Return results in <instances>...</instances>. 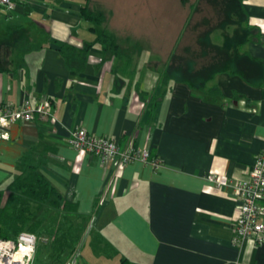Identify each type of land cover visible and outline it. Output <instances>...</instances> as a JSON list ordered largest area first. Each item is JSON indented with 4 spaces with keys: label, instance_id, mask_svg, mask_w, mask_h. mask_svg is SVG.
<instances>
[{
    "label": "crops",
    "instance_id": "obj_1",
    "mask_svg": "<svg viewBox=\"0 0 264 264\" xmlns=\"http://www.w3.org/2000/svg\"><path fill=\"white\" fill-rule=\"evenodd\" d=\"M11 1L12 10L0 7V40L23 30L34 48L20 63L15 51L0 61V105L48 100L57 120L7 129L8 139H0V189L26 159L74 215L99 233L110 227L145 256V264H264V245L233 242L237 202L231 189L264 148V0L237 2L248 34L238 48L239 72L216 74L205 92L168 82L155 105L138 93L158 97L159 72L171 66L185 22L174 45L150 57L146 41L118 36L107 16L92 30L81 13L86 1L94 7L90 0ZM102 31L124 55L95 44ZM210 41L222 46V31H212ZM62 47L73 53L61 55ZM214 87L217 96L210 95ZM75 129L113 139L121 150H146L150 161L102 164L80 155L68 144ZM209 173L229 185L214 187Z\"/></svg>",
    "mask_w": 264,
    "mask_h": 264
},
{
    "label": "trees",
    "instance_id": "obj_2",
    "mask_svg": "<svg viewBox=\"0 0 264 264\" xmlns=\"http://www.w3.org/2000/svg\"><path fill=\"white\" fill-rule=\"evenodd\" d=\"M214 1V7L220 5L217 18H221L223 12L225 21L219 27L214 26L210 32L202 33L199 45L191 50L187 47L185 55L171 56V66L160 71L158 86L160 92L158 97H146V94L139 92L143 102H152L155 105L163 96L168 82H184L192 90L205 92L207 84L220 72L237 73L240 71L241 63L237 61L238 48L248 36L247 31L242 29L241 16L238 14V0ZM217 3V4H216ZM216 4V5H215ZM81 13L85 20L92 25V30L100 28L106 21V15L101 10H94L86 1L81 6ZM233 31H227V27ZM222 31L223 44L216 47L211 44L210 35L214 30ZM9 40H0V61L16 53V62L20 63L26 52L34 47L29 44V36L23 30H18L8 37ZM95 44L100 45L104 52L110 55H124V50L117 44V41L105 32H101ZM73 53L71 48L62 47L61 55ZM176 60V64L174 63ZM0 66H3L0 62ZM1 68V67H0ZM210 95H219V90L214 87ZM19 174L14 177L4 188L0 189V238L16 239L21 232H30L38 238L46 235L50 240L49 244L37 245L35 264H67L66 260L76 249L75 240H79L81 234L87 231L80 217L74 215V208L66 201H62L48 181L37 171V168L30 165L26 159L19 162ZM36 209L32 210V207ZM48 212L46 217L41 215ZM39 214V215H38ZM60 217L59 225L53 226L48 222L50 216ZM77 219L80 223L73 225L71 220ZM57 220V219H55ZM77 221V222H78ZM88 226V225H87ZM119 264H130L127 259H122Z\"/></svg>",
    "mask_w": 264,
    "mask_h": 264
},
{
    "label": "rangeland",
    "instance_id": "obj_3",
    "mask_svg": "<svg viewBox=\"0 0 264 264\" xmlns=\"http://www.w3.org/2000/svg\"><path fill=\"white\" fill-rule=\"evenodd\" d=\"M90 2L94 10H101L106 14L108 17L106 23L110 28L119 31L118 36L139 37L146 41L150 57L152 55L161 57L174 45L179 27L184 25L183 22L185 25L180 37L182 42L176 50L175 57L185 55L184 49L187 47L199 50L202 33L210 32L214 26L219 27L222 24L218 25L220 19L226 20L223 12L221 18H217L220 5L214 7L213 0H90ZM218 2L221 0H217ZM174 63L176 64V60ZM141 66L137 67L139 69L137 74L142 72ZM34 209L36 206L32 207V210ZM47 215L48 212L41 216ZM50 217L47 221L52 222L53 226L61 222L60 217L55 215ZM77 221L74 218L71 220L73 225L80 223ZM83 224L87 231L81 234L78 241L75 240L76 250L68 256L67 264H119L122 259H127L130 264H145V256L137 254L127 243L118 239L115 233L110 232V227L104 234L99 233L88 222ZM52 238L45 234L41 235L38 246L49 244Z\"/></svg>",
    "mask_w": 264,
    "mask_h": 264
},
{
    "label": "built area",
    "instance_id": "obj_4",
    "mask_svg": "<svg viewBox=\"0 0 264 264\" xmlns=\"http://www.w3.org/2000/svg\"><path fill=\"white\" fill-rule=\"evenodd\" d=\"M0 7L7 11L14 8L11 0H0ZM0 139H8L7 129L13 124H30L36 120L44 119L56 121L50 101L45 100L31 105L28 100L23 101L19 107L12 108L0 105ZM68 144L80 155L96 156L102 164L113 163L128 165L134 161L147 162L149 154L146 150H121L117 142L107 137H95L85 129H75L69 133ZM150 161V160H149ZM151 165L158 167L159 163L152 160ZM214 187L220 188L229 185L226 177H217L212 173L207 176ZM232 194L237 202V218L233 225V242L244 244L254 242L264 245V148L258 153L248 176L231 184ZM40 239L33 233L21 232L16 239L0 238V258L4 264H9L11 256L20 251L21 246L31 247L32 259L27 264H35L36 246ZM12 264H20L13 261Z\"/></svg>",
    "mask_w": 264,
    "mask_h": 264
},
{
    "label": "clouds",
    "instance_id": "obj_5",
    "mask_svg": "<svg viewBox=\"0 0 264 264\" xmlns=\"http://www.w3.org/2000/svg\"><path fill=\"white\" fill-rule=\"evenodd\" d=\"M261 30L264 31V25H261ZM0 123H4L2 118H0ZM32 252L33 249L31 247L25 248L24 246H21L20 251L11 256L9 264H12L13 261H19L20 264H27V261L24 260V257L27 256L28 260L30 261L32 259ZM0 264H4L2 258H0Z\"/></svg>",
    "mask_w": 264,
    "mask_h": 264
}]
</instances>
